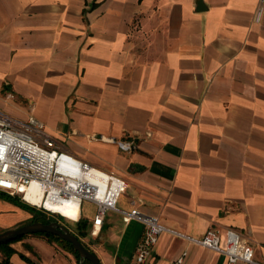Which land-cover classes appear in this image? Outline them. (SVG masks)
<instances>
[{
    "label": "crops",
    "instance_id": "1",
    "mask_svg": "<svg viewBox=\"0 0 264 264\" xmlns=\"http://www.w3.org/2000/svg\"><path fill=\"white\" fill-rule=\"evenodd\" d=\"M0 113L34 116L61 149L113 176L120 211L134 200L158 216L167 231L144 264L183 254L181 264H227L171 233L198 239L209 228L238 230L264 264L258 0H0ZM33 209L0 198V230ZM94 213L81 212L87 234ZM143 231L109 211L86 245L102 264H133ZM9 246L10 264H79L44 236Z\"/></svg>",
    "mask_w": 264,
    "mask_h": 264
},
{
    "label": "built area",
    "instance_id": "2",
    "mask_svg": "<svg viewBox=\"0 0 264 264\" xmlns=\"http://www.w3.org/2000/svg\"><path fill=\"white\" fill-rule=\"evenodd\" d=\"M258 2L264 4V0ZM118 145L122 149H130L131 146L124 142H118ZM31 183H35V187L29 191ZM0 192L18 197L48 218L58 215L69 219L50 210L47 203L65 205L77 202L79 218L83 203L89 202L95 209L91 235L101 228L109 211L120 213L124 223L132 220L141 222L144 231L137 244L133 264H144L160 235L167 231L158 216L141 212L134 200L130 202V211H120L117 206L123 189L113 176L61 149L45 132L44 124L34 116L19 120L0 113ZM37 197L41 199L39 205L33 203ZM171 233L222 254L227 264H259L254 260L253 247L242 240L236 229L226 228L221 232L209 228L198 239ZM183 259L184 254L177 258L175 264H181Z\"/></svg>",
    "mask_w": 264,
    "mask_h": 264
},
{
    "label": "water",
    "instance_id": "3",
    "mask_svg": "<svg viewBox=\"0 0 264 264\" xmlns=\"http://www.w3.org/2000/svg\"><path fill=\"white\" fill-rule=\"evenodd\" d=\"M39 233L57 236L61 240L69 243L79 256V264H84L85 261L90 264H102L99 257L90 251L65 225L57 220H49L48 217H46L45 222L36 219L30 223L0 232V244L10 243L19 237Z\"/></svg>",
    "mask_w": 264,
    "mask_h": 264
},
{
    "label": "rangeland",
    "instance_id": "4",
    "mask_svg": "<svg viewBox=\"0 0 264 264\" xmlns=\"http://www.w3.org/2000/svg\"><path fill=\"white\" fill-rule=\"evenodd\" d=\"M29 192V191H28ZM0 193H4V192H0ZM4 194H6V193H4ZM10 196V195H9ZM0 198L1 199H3V200H6L5 198V196H1L0 195ZM40 201H41V199L39 198V197H37V198H35L34 200H33V203L35 204V205H39L40 204ZM49 208V207H48ZM50 210H53V211H55V212H58V209L59 210H61V209H66L67 210V214L69 213L70 215H71V217H72V219H75V217L78 215V205H74V204H72V205H68V206H66V207H61V208H57V207H54V208H49ZM33 211L36 213V214H42L40 211H38V210H35V209H33ZM64 211V210H63ZM93 212H94V206L91 204V203H88L87 204V202H84L83 203V205H82V215L83 216H86V217H88V216H90V215H92L93 214ZM35 217H36V219L37 220H39L40 219V217L39 216H37V215H35ZM34 217V218H35ZM51 218H54V219H56L57 221H59L60 223H62L63 225H65L72 233H74V234H79L80 236H82V232H84L82 229L80 230V229H78V226H77V223L80 221V220H83L84 219V217H79L78 218V220L77 221H72V220H69V219H64L63 217H60V216H58V215H52L51 216ZM30 221H31V219H29V220H27L26 222H24L23 224H27V223H30ZM23 224H20V225H18V226H21V225H23ZM18 226H16V227H18ZM15 227V228H16ZM8 229H12V228H8ZM7 229V230H8ZM6 229H2V230H0V232H3V231H5ZM86 232V231H85ZM28 236V235H27ZM27 236H25L24 238H26ZM24 238H22L21 240H23ZM21 240H19V241H15V242H13L14 244L15 243H18V242H20ZM80 240H81V242L85 245V246H87L86 244H91V236H90V234H87L86 233V235L85 236H82V237H80ZM12 244V243H11ZM56 244H58V246H60V247H62V245L60 244V243H57L56 242ZM88 247V246H87ZM89 249V248H88Z\"/></svg>",
    "mask_w": 264,
    "mask_h": 264
},
{
    "label": "trees",
    "instance_id": "5",
    "mask_svg": "<svg viewBox=\"0 0 264 264\" xmlns=\"http://www.w3.org/2000/svg\"><path fill=\"white\" fill-rule=\"evenodd\" d=\"M0 195L1 196H5L6 198V200H10V201H12V202H14V203H16V204H20V205H22V206H26L27 207V205L26 204H24L23 202H21L20 200H19V198L18 197H16V196H9V195H6V194H4V193H0ZM47 206V205H46ZM49 208H54V207H49ZM38 216L40 217V218H43V219H46V216H44L43 214H38ZM34 220H36V217L35 218H33L31 221H34ZM30 221V222H31ZM42 222H45V221H42ZM77 226H78V229H82L84 232H82V236H85L86 235V233H87V230H86V227H87V224H86V221L83 219V220H80L78 223H77ZM86 231V232H85ZM35 235H37V236H44V237H46L49 241H52V242H57V243H60L61 245H62V247L63 248H65V249H67L68 251H70L77 259H79V256H78V254L72 249V247H71V245L69 244V243H67V242H65V241H63V240H61L60 238H58L57 236H53V235H51V234H44V233H39V234H35ZM79 239H80V237H82V236H80L79 234H75ZM25 236H22V237H19V238H17L16 240H14L13 242H15V241H19V240H21L22 238H24ZM13 242H10V243H6V244H0V252H2L3 253V255H4V259L2 260V262H0V264H10L9 263V257H10V255L11 254H13L15 251L9 246L11 243H13ZM87 247V246H86ZM88 248V247H87ZM84 264H90L89 262H87V261H85L84 262Z\"/></svg>",
    "mask_w": 264,
    "mask_h": 264
},
{
    "label": "bare ground",
    "instance_id": "6",
    "mask_svg": "<svg viewBox=\"0 0 264 264\" xmlns=\"http://www.w3.org/2000/svg\"><path fill=\"white\" fill-rule=\"evenodd\" d=\"M34 187H35V183H31L28 190H30V189H32ZM72 204L78 205L77 202H71V203L65 204V205H58V204L55 205V204H48L47 203L46 205H47V207H57V208H61V207H65L67 205H72Z\"/></svg>",
    "mask_w": 264,
    "mask_h": 264
},
{
    "label": "flooded vegetation",
    "instance_id": "7",
    "mask_svg": "<svg viewBox=\"0 0 264 264\" xmlns=\"http://www.w3.org/2000/svg\"><path fill=\"white\" fill-rule=\"evenodd\" d=\"M49 220H56V219H54V218H49ZM38 221H45V219L40 218Z\"/></svg>",
    "mask_w": 264,
    "mask_h": 264
}]
</instances>
